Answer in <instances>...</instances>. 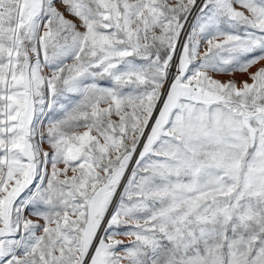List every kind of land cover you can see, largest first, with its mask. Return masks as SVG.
<instances>
[{"label":"snow or ice","instance_id":"1","mask_svg":"<svg viewBox=\"0 0 264 264\" xmlns=\"http://www.w3.org/2000/svg\"><path fill=\"white\" fill-rule=\"evenodd\" d=\"M0 264H264V0H0Z\"/></svg>","mask_w":264,"mask_h":264}]
</instances>
